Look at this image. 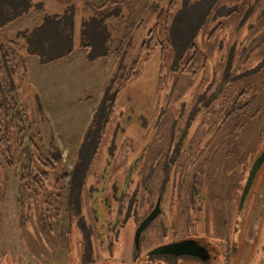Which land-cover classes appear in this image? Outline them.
<instances>
[{"label": "rangeland", "instance_id": "1", "mask_svg": "<svg viewBox=\"0 0 264 264\" xmlns=\"http://www.w3.org/2000/svg\"><path fill=\"white\" fill-rule=\"evenodd\" d=\"M0 34V48H14L20 60L13 85L32 155L55 160L40 168L48 177L35 195L17 188L22 149L14 165L0 150V264H85L84 245L94 262L140 264L132 261V220L126 233H105L110 245L100 248L75 213L81 199L89 225L91 198L124 189L139 201L131 210L146 213L144 200L156 201L164 177L154 163L163 164L176 144L198 159L188 168L183 154L166 169L163 210L202 217L193 226L209 241L233 236L249 168L264 150V0H0ZM196 51L203 57L194 64ZM235 99L241 117L228 118ZM66 172L69 182L54 189ZM262 172L242 205L243 228L253 216L256 225L245 264H264ZM195 173L203 203L188 209L186 198L176 207L172 196L190 195ZM157 236L154 224L143 232L142 256Z\"/></svg>", "mask_w": 264, "mask_h": 264}, {"label": "flooded vegetation", "instance_id": "2", "mask_svg": "<svg viewBox=\"0 0 264 264\" xmlns=\"http://www.w3.org/2000/svg\"><path fill=\"white\" fill-rule=\"evenodd\" d=\"M226 85L227 82L224 83L222 82V84L218 87V89L215 92V98H217L221 94V92L224 90V87ZM208 102L211 103L212 100H208ZM236 102L237 99H235L234 102L232 103L233 108L231 107L230 111L228 112V118L239 117L235 115L236 112H239L238 110H235ZM174 137L175 136L173 135L172 138ZM186 148L184 147L179 148L178 144H176L175 146H171L169 152L167 153L169 157L167 158L166 156L163 158L165 159L163 164H161L159 161L154 163V170L157 168L159 171H162L161 175L162 173H164V177L162 178L160 193H158V196L156 197L157 198L156 201L155 200L150 201L148 199L144 200V203L147 204V206L149 207L151 206L146 213L144 212L143 214H139L138 210L137 211L131 210L132 205L134 203L137 205L139 201L136 200V197L132 196L134 200L130 202L129 199H131V197L125 194V189L123 195L116 194L110 197V196H106L105 194H100V196L96 194L91 198V200L89 199V197L87 199L88 202L89 200L91 202V208H90L91 211L88 212L90 224L87 225V223H85L84 216L80 212L82 208V202L80 199L79 210L76 211L75 214H78V223L82 224L80 225L81 227H79L82 230V234L84 232V229L88 227V230L91 229L95 234L96 240L99 241L98 242L99 247L106 248L107 246L110 245L109 242L111 238L109 237V242H107L106 239L104 240L105 233H110V235L112 236L116 234L117 236H119L122 231L126 233L127 230L129 229L130 220H132V224H133L132 227H135L134 244H133L134 254L132 257V261L136 263L140 261L141 262L140 264H151V263L152 264H245L246 260L251 256L254 244L256 242V238L254 235V229L256 225H254L255 219L253 216L251 217L250 221H248L247 227H245V229L243 228L244 225L243 219L246 217L247 212L242 210V206H239V209L235 214V221H234L235 225L232 227L234 229L233 236L230 238H227L228 236H226V240H224L222 244H219L221 241V239L219 238H218L219 241L216 238L211 239L209 241L206 235H202L200 233L198 234L196 232L197 228L193 226V223H195L196 221L200 222L201 221L200 219L202 217L199 218V216H197L193 221V217L191 216V211L189 210L188 211L163 210L162 204L166 196L165 192L167 190V184L170 180L168 178L169 170L167 171L166 169L169 168L171 170L174 164H177L178 161L180 160L181 158L180 156L187 153L191 157L190 161L187 162L188 168L189 166L194 167V164L197 163L196 159L198 158L194 156L193 148L191 147L189 148L186 147ZM184 149L186 150L183 151ZM263 153L264 150H262V152L258 155V157ZM258 157H256V159ZM146 159L145 162H148V160ZM255 160L252 162V166ZM203 161L207 162L206 159ZM151 165H153V162ZM184 166L187 167L186 164ZM252 166L249 168L247 180ZM142 170H146V169L143 168ZM260 170L263 171L262 173H264V160L261 163L257 174L259 173ZM19 174L20 173L17 170L16 182H17L18 190H19V185H18ZM198 176L199 174L197 173L193 174L192 176L194 189L192 190L191 194L188 196H184L180 194L173 195L172 204L175 203L178 204L176 205V207H181V204L179 203L184 202V200L187 198L188 201L185 200L187 202L186 205H191L190 208L188 209H192L195 206L194 204L197 203L198 201L200 203H203L204 196H200L199 194L194 193L195 188H197L199 180H201V178H199ZM203 178L204 177H202V179ZM175 181L181 182L182 180L175 179ZM203 181L205 182L206 179L205 180L203 179ZM64 199H65L64 194L61 197H59L60 205L62 204V201ZM103 205H105V207H107V209L109 210L108 215L104 214V209L101 208L103 207ZM157 206L159 208L158 215L149 223V225L143 230V232L150 225L154 224V227L156 228L159 235L157 236V238L158 240L161 241H159V243L154 248L146 252L145 256H142L141 240H142L143 232L141 234L139 242H136L135 239L136 230ZM98 207L100 210H97ZM174 207L175 206L172 205L171 208ZM113 214L115 215L113 216ZM72 216H73L72 212H68L66 218L70 220ZM191 223L193 229L190 228ZM242 231L246 233L244 237H242ZM85 235H86V231L84 232V236ZM162 239L164 241H162ZM83 248L85 250V257L83 259L85 264H116V263L108 262L102 258H99L98 262H94V260L88 258L87 256V250H88L87 246L84 245Z\"/></svg>", "mask_w": 264, "mask_h": 264}, {"label": "trees", "instance_id": "3", "mask_svg": "<svg viewBox=\"0 0 264 264\" xmlns=\"http://www.w3.org/2000/svg\"><path fill=\"white\" fill-rule=\"evenodd\" d=\"M202 57L201 52L196 51L192 58L193 63L200 62ZM16 60H19V57L14 48L5 50L0 48V122H2L0 123L2 131L0 133V150L8 162L14 165V161L10 159L14 158L15 154L17 155L16 152L19 148L20 150L22 149L24 154L21 155L20 164L18 165V171L20 173L18 185L23 184L28 191H32L33 194L38 195L40 190L43 189L41 183L45 182L48 177V174L40 168H47V166L52 168L51 163L55 162V160H48L43 157L35 158L32 155V148L35 145V141L27 130L25 118L28 117L13 85L12 72H16V66L21 65L20 60L15 64ZM137 65L138 61L135 62L132 69L136 68ZM15 142L16 148L14 147ZM26 156H28V160L26 165L23 166ZM36 170H38L37 174L35 172ZM69 176V173H63L61 178L56 181L54 189H60L61 183L64 187L69 182Z\"/></svg>", "mask_w": 264, "mask_h": 264}, {"label": "water", "instance_id": "4", "mask_svg": "<svg viewBox=\"0 0 264 264\" xmlns=\"http://www.w3.org/2000/svg\"><path fill=\"white\" fill-rule=\"evenodd\" d=\"M264 160V153L261 154L254 162L251 170H250V173H249V177H248V180H247V183L244 187V190H243V194H242V197H241V202H240V206L243 205L247 195L249 194V191L253 185V181L255 179V176L260 168V165L261 163L263 162ZM159 213V208L158 206L155 207V209L151 212V214L140 224V226L137 228L136 230V234H135V239H136V242H139L140 240V237H141V234L143 232V230L149 225V223L158 215Z\"/></svg>", "mask_w": 264, "mask_h": 264}, {"label": "crops", "instance_id": "5", "mask_svg": "<svg viewBox=\"0 0 264 264\" xmlns=\"http://www.w3.org/2000/svg\"><path fill=\"white\" fill-rule=\"evenodd\" d=\"M81 48V47H80ZM80 48H79V50H80ZM85 48V47H84ZM74 51V50H73ZM73 53L74 52H72L71 53V55H69V56H66V57H70V56H72L73 55ZM87 56V55H86ZM66 57H63L62 55L61 56H58V57H56L55 59H59V58H61V59H63L64 60V58H66ZM68 60V59H67ZM106 64V63H105Z\"/></svg>", "mask_w": 264, "mask_h": 264}]
</instances>
